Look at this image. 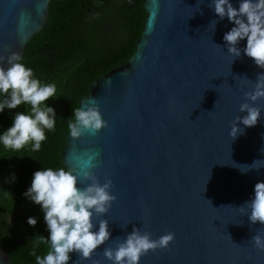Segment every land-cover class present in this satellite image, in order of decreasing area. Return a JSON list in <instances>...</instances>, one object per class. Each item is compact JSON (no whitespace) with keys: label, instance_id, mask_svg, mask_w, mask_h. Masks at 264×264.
<instances>
[{"label":"water","instance_id":"obj_1","mask_svg":"<svg viewBox=\"0 0 264 264\" xmlns=\"http://www.w3.org/2000/svg\"><path fill=\"white\" fill-rule=\"evenodd\" d=\"M48 3L0 0V55L22 54L43 25ZM209 3L157 0L153 7L145 0L135 51L79 97V106L98 105L107 125L76 138L67 133L62 164L79 171L81 158L98 153L92 171L101 183L111 178L116 198L93 216L108 220L109 239L89 258L70 252L66 264H111L102 249L115 247L133 225L151 238L174 233L168 247L148 250L138 264H264V250L251 240L257 231L264 234V222H250L237 208L264 180V166L243 173L235 166L254 159L264 165V97L249 101L261 106L257 123L237 121L243 133L228 135L233 118L244 114V92L264 68L243 51L234 59L227 52L222 36L234 22L219 18ZM0 264H12L1 245Z\"/></svg>","mask_w":264,"mask_h":264},{"label":"clouds","instance_id":"obj_2","mask_svg":"<svg viewBox=\"0 0 264 264\" xmlns=\"http://www.w3.org/2000/svg\"><path fill=\"white\" fill-rule=\"evenodd\" d=\"M157 0H153L155 7ZM234 6L232 0H210L209 6L218 14L219 18L227 16L233 21L232 26L223 33L222 39L233 59L241 55V51L253 62L264 68V0H237ZM213 29L216 20L210 21ZM244 39L243 49L239 45ZM244 95L248 98L240 103V112L228 129V135L235 138L243 133L244 126H253L261 116V106L250 103L264 97V72L257 73L254 86ZM57 97V87L54 82H42L33 74V69L26 66L22 56L16 51L10 52L7 57L0 55V112L5 108L15 109L24 103L28 107L23 111H16L12 115V123L0 131V145L4 149L19 150L30 144L33 151L41 148V142L46 140L45 130H53L56 124L57 113L53 105L46 103L47 99ZM73 118L68 119V134L79 137L85 130L97 131L107 125L98 105L94 102L72 109ZM261 149H264L262 147ZM98 153L87 154L80 160L79 171L70 167H41L32 173L30 185L23 195L34 203L39 204L43 219L48 229L47 238L37 235L30 250L36 264H66L70 259L69 253L77 251L80 258H89L96 250L97 245L109 239L110 229L108 220L100 218L93 220L95 214L104 213L116 198L110 190L112 180L105 177L101 183L92 171L94 157ZM261 159H254L251 164H235L240 171L259 169L257 163ZM15 178V174H12ZM83 183L80 187L77 181ZM237 208L246 212L250 222H264V180H257L253 186V193ZM27 222L35 225L34 216L27 217ZM174 239V233L166 231L157 238H151L147 230L133 225L123 239L116 241L115 247H104L103 255L111 264H138L141 255L148 250L168 247ZM253 246L264 250V234L259 231L251 237ZM44 244L46 251L37 254L36 249ZM79 264V260L73 261ZM91 264H100L97 259Z\"/></svg>","mask_w":264,"mask_h":264},{"label":"trees","instance_id":"obj_3","mask_svg":"<svg viewBox=\"0 0 264 264\" xmlns=\"http://www.w3.org/2000/svg\"><path fill=\"white\" fill-rule=\"evenodd\" d=\"M145 0H49L48 14L41 28L32 34L21 54L26 66L42 82H54L57 97L46 103L57 113L53 130L33 151L29 145L4 149L0 145V245L8 250L12 264H36L31 254L35 236H48L39 204L23 193L32 173L41 167H67L61 151L68 133L67 121L79 97L87 96L91 83L101 74L129 58L143 30L147 12ZM24 103L0 112V131L12 123V115L23 111ZM15 178H12V174ZM36 217V224L27 217ZM46 251L44 244L37 254Z\"/></svg>","mask_w":264,"mask_h":264}]
</instances>
